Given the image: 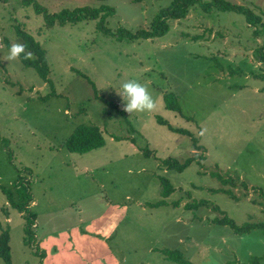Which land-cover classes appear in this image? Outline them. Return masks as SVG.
<instances>
[{"label":"rangeland","instance_id":"374dc122","mask_svg":"<svg viewBox=\"0 0 264 264\" xmlns=\"http://www.w3.org/2000/svg\"><path fill=\"white\" fill-rule=\"evenodd\" d=\"M34 1L51 14L110 6L106 27L134 33L171 0ZM225 1L260 23L194 6L168 20L164 36L128 41L97 31L96 21L46 27L33 5L0 0V186L14 192L16 181L25 182L34 216L26 231L27 213L0 190L11 264H249L264 256L261 229L240 235L214 223L227 216L238 226L264 224V79L254 76H264V0ZM16 27L45 50L53 88L19 58L7 60L10 46L23 44ZM127 80L148 88L154 111L122 110L117 92ZM170 93L181 115L166 109ZM80 125L99 127L105 145L68 152L64 141ZM191 157L197 160L182 173L161 168L163 160ZM217 175L233 185L222 186ZM160 177L174 188L164 199ZM174 250L184 262L165 256Z\"/></svg>","mask_w":264,"mask_h":264},{"label":"trees","instance_id":"16d2710c","mask_svg":"<svg viewBox=\"0 0 264 264\" xmlns=\"http://www.w3.org/2000/svg\"><path fill=\"white\" fill-rule=\"evenodd\" d=\"M96 1H104V0H96ZM139 1V0H136ZM25 5H33L35 12L43 16L46 27H53L56 24L63 25L65 23H77L82 21H96V29L97 31L103 33L104 35L116 37L117 39L126 38L128 41H137V40H148L156 37H162L167 34L169 30L168 20H179L183 19L187 16L189 9L194 6H200L202 10L206 13H211L213 11L216 12H238L243 14L246 17V21L248 23L254 22L260 23L261 17L259 15L254 14L248 8L233 5L230 2L225 0H171L169 5L159 10V12L154 16L152 22L148 29H140L136 32L132 33L124 28H118L116 32L111 31L108 27H106L107 19L112 17L115 14L114 8L106 5H100L99 7H81L75 8L73 10H61L57 13H48L45 8L40 6L34 0H24ZM16 34L22 40L23 44L27 46L26 50L31 51L33 56L31 59H24L23 55L19 58L20 62L25 68L33 69L38 77L44 82L48 83L50 87L53 88V84L49 78L50 68L46 58V52L41 48L38 42H36L31 35L20 30L19 27H16ZM78 75L87 79V77L78 72ZM261 79H264V76H257ZM92 88L95 93V98L102 100L104 103L106 102L104 99L98 97L95 86L92 82H90ZM264 90V89H263ZM54 93V92H53ZM45 99V98H44ZM165 107L167 110L175 112L181 115V108L178 103V99L174 94H165L164 95ZM157 122L163 126H166L167 129L173 133H177L184 136L191 137V134L187 130L173 128L166 121L161 118L157 119ZM115 141H120L122 138L113 137ZM194 142L195 150L200 149L196 145V139L192 138ZM105 145V139L103 137L102 130L93 125H80L73 130L71 135L64 141L63 147L70 153L75 154H86L90 151L100 149ZM144 156H151V152L149 150L144 151ZM197 157L188 158L182 162L173 159H167L161 161V168L166 170H173L177 173H182L189 165L196 161ZM200 164V163H199ZM218 181L222 183V186L233 185V182L229 178H225L224 176L217 175ZM162 190L161 196L167 198L170 194L174 192V188L168 182V180L160 177L159 179ZM242 188L247 189V186L242 183ZM0 190L6 195L10 205L12 208L16 209L20 213H27L26 219V231H29L30 224L32 223L34 216L27 209L28 204L31 202V193L29 191L28 185L22 180H18L14 183V192L7 190L5 187L0 186ZM217 192H222L225 195H228L232 199L236 198L229 190L221 189ZM264 197V194H261ZM16 196V198H15ZM199 204L207 205L206 201H201ZM166 205L164 200L159 201L156 204L150 205L152 208H157L160 206ZM192 204L189 205L191 207ZM216 209V208H215ZM215 224L220 226L230 227L236 234L244 235L251 230L261 229L262 236L264 237V224H252V223H244L241 226L236 225L232 220H230L227 216L221 217V219H217L214 221ZM165 256L171 260L173 259L176 262H184L181 257L183 255L177 251H165ZM0 258L5 262V264H11V255L9 248V234L7 231H4L0 234ZM264 260V256L262 257H253L250 259L249 264H259L260 261ZM248 264V263H242Z\"/></svg>","mask_w":264,"mask_h":264},{"label":"clouds","instance_id":"9594fccd","mask_svg":"<svg viewBox=\"0 0 264 264\" xmlns=\"http://www.w3.org/2000/svg\"><path fill=\"white\" fill-rule=\"evenodd\" d=\"M27 46L14 43L9 48L8 61L17 60L23 55L24 59H31L33 54L26 50ZM122 91L117 94L122 98V110L131 116L134 113L152 112L157 108V100L148 91V88L136 80H127L121 85Z\"/></svg>","mask_w":264,"mask_h":264}]
</instances>
